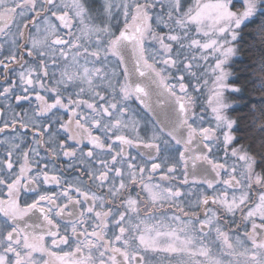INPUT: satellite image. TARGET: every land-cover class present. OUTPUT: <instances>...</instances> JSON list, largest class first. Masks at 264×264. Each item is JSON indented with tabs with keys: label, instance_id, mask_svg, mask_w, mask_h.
Instances as JSON below:
<instances>
[{
	"label": "snow or ice",
	"instance_id": "snow-or-ice-1",
	"mask_svg": "<svg viewBox=\"0 0 264 264\" xmlns=\"http://www.w3.org/2000/svg\"><path fill=\"white\" fill-rule=\"evenodd\" d=\"M0 264H264V0H0Z\"/></svg>",
	"mask_w": 264,
	"mask_h": 264
},
{
	"label": "trees",
	"instance_id": "trees-1",
	"mask_svg": "<svg viewBox=\"0 0 264 264\" xmlns=\"http://www.w3.org/2000/svg\"><path fill=\"white\" fill-rule=\"evenodd\" d=\"M256 96V94L255 93H253V97H255Z\"/></svg>",
	"mask_w": 264,
	"mask_h": 264
}]
</instances>
